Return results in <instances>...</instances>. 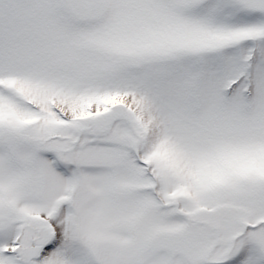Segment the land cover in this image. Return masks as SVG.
<instances>
[{"label": "snow or ice", "instance_id": "obj_1", "mask_svg": "<svg viewBox=\"0 0 264 264\" xmlns=\"http://www.w3.org/2000/svg\"><path fill=\"white\" fill-rule=\"evenodd\" d=\"M0 264H264V0H0Z\"/></svg>", "mask_w": 264, "mask_h": 264}]
</instances>
